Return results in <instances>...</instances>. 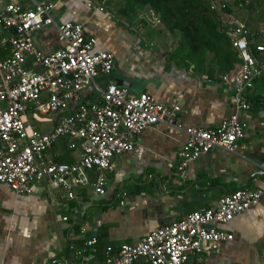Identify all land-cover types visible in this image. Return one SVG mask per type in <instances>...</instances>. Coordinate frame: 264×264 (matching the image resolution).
Masks as SVG:
<instances>
[{
  "label": "crops",
  "instance_id": "obj_1",
  "mask_svg": "<svg viewBox=\"0 0 264 264\" xmlns=\"http://www.w3.org/2000/svg\"><path fill=\"white\" fill-rule=\"evenodd\" d=\"M12 1L24 9L31 7L30 0ZM33 1L52 4L51 16L58 23L81 24L84 35L95 40L93 52L112 54L114 68L107 76L96 78L99 87L114 81L130 95L145 93L162 105L177 106L173 114L176 127L156 124L135 137L131 151L113 156L111 169L104 174L102 196L93 194L95 177L90 172L87 183L72 188V199L60 189L43 186L30 194H15L0 184V264H103L106 247L115 254L119 245L135 244L150 231L188 213L213 208L219 198L234 190L264 188V172L257 168L264 162V78L255 80L246 92L249 109L240 114L244 131L236 152L212 149L189 162L186 178L180 180L175 166L185 140L182 130L215 127L231 112V89L220 82L223 73L214 59L208 55L196 68L170 57L174 47L156 45L158 32L145 25L141 31L133 29L129 22L137 12L121 13L123 0L111 4L98 0L102 12L87 8V0ZM232 3L234 0L229 1ZM113 4L115 11L110 10ZM258 4L244 17L231 14L251 31L264 30V13L263 19L259 18L264 4ZM31 41L42 53L60 46L50 26L32 33ZM7 56L8 47L0 46V58ZM80 97L91 101L95 96L87 88ZM69 113H27L24 120L47 132ZM67 143V139L56 141L45 152V161L76 162L80 152L69 149ZM220 228L228 231L232 240L221 244L215 253L189 258L185 264H264V194L255 207ZM91 238L94 250L84 245ZM82 249V255H76ZM133 264L147 263L139 259Z\"/></svg>",
  "mask_w": 264,
  "mask_h": 264
},
{
  "label": "built area",
  "instance_id": "obj_2",
  "mask_svg": "<svg viewBox=\"0 0 264 264\" xmlns=\"http://www.w3.org/2000/svg\"><path fill=\"white\" fill-rule=\"evenodd\" d=\"M30 3L31 7L24 9L12 0H0V46L8 47V56L0 58V184L15 194H30L43 186L60 189L72 199V188L87 183L90 172L95 177L93 194L102 196L111 158L131 151L135 137L143 130L156 124L176 127L173 114L178 107L162 105L145 93L130 95L114 81L99 87L96 78L107 76L114 68L112 54L93 52L95 40L84 35L81 24L54 21L52 4ZM85 4L103 11L96 0ZM208 7L217 11L239 60L219 77L231 89V112L215 127L182 130L185 140L175 166L180 180L186 178L189 162L212 149L236 152L244 131L240 114L249 109L246 92L255 80L264 78V30L251 31L226 12V0H210ZM46 26L53 28L60 46L42 53L34 47L31 34ZM87 88L95 96L91 101L80 97ZM66 110H70L69 115L47 132L24 120L27 113L46 116ZM61 139L68 140L69 149L79 150L76 162L45 161V152ZM257 168L264 172V162ZM263 194L264 188L234 190L219 198L213 208L188 213L150 231L135 244L119 245L115 254L106 247L103 264H133L139 259L147 264H185L189 258L215 253L221 244L232 240L220 227L255 207ZM94 244L91 238L84 245L94 250Z\"/></svg>",
  "mask_w": 264,
  "mask_h": 264
},
{
  "label": "trees",
  "instance_id": "obj_3",
  "mask_svg": "<svg viewBox=\"0 0 264 264\" xmlns=\"http://www.w3.org/2000/svg\"><path fill=\"white\" fill-rule=\"evenodd\" d=\"M209 2L210 0H123V6L119 10L129 15L148 9L156 16L161 29L176 39L170 57L199 68L209 55L219 71L225 73L239 60L230 48L217 11L209 10ZM239 4L249 8L254 6L245 0H239ZM257 4H264V0ZM225 10L231 13L228 5Z\"/></svg>",
  "mask_w": 264,
  "mask_h": 264
},
{
  "label": "rangeland",
  "instance_id": "obj_4",
  "mask_svg": "<svg viewBox=\"0 0 264 264\" xmlns=\"http://www.w3.org/2000/svg\"><path fill=\"white\" fill-rule=\"evenodd\" d=\"M108 1V2H107ZM229 1L231 0H226L227 5L229 7V10L231 12L234 13V15H236L237 17H244L246 14L249 13L250 8L249 7H239L238 3L239 0H234V4H229ZM103 2H106L109 4L113 3L114 0L110 1V0H103ZM245 2H251V4H257V2H260V0H245ZM117 6L116 4H113L110 8V10H116ZM264 7L260 8V13L261 15H259L260 19H263L262 14ZM142 20V21H141ZM143 22V23H142ZM131 24V26L133 27V29L135 28V30H139L141 31V28L143 27V25H145V28H147V30L151 31V32H158L159 36H157V38L155 39V43L158 46H162V47H175L176 45V39L169 35L166 31L161 29V26L157 23V18L155 15H153L148 9H143L142 11H138L137 15L135 18H133L131 20V22H129ZM143 29V28H142Z\"/></svg>",
  "mask_w": 264,
  "mask_h": 264
}]
</instances>
